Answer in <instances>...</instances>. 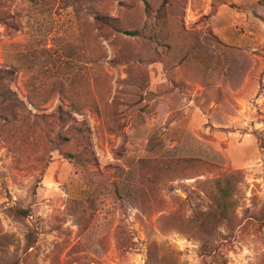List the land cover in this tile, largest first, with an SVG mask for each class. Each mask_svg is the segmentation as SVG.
Wrapping results in <instances>:
<instances>
[{
  "label": "rangeland",
  "instance_id": "obj_1",
  "mask_svg": "<svg viewBox=\"0 0 264 264\" xmlns=\"http://www.w3.org/2000/svg\"><path fill=\"white\" fill-rule=\"evenodd\" d=\"M0 264H264V0H0Z\"/></svg>",
  "mask_w": 264,
  "mask_h": 264
},
{
  "label": "trees",
  "instance_id": "obj_2",
  "mask_svg": "<svg viewBox=\"0 0 264 264\" xmlns=\"http://www.w3.org/2000/svg\"><path fill=\"white\" fill-rule=\"evenodd\" d=\"M104 24V23H103ZM114 26V28H115V31L118 33V34H123V35H136L137 33L136 32H134V33H132V32H129V31H125V30H122V29H120L119 27H117L116 25H113ZM19 104H22V103H20L19 102ZM71 129V128H70ZM80 129V128H79ZM86 132L87 131H85V130H83V129H80L79 130V132L77 133V136L78 137H80L81 139H87V137L85 136V134H86ZM64 136V137H63ZM60 137H62V138H65L64 140H71L72 138H71V136H65V135H63V134H59L58 135V138H60ZM89 154H90V152H89ZM82 157V154L80 153V154H78V155H72V158L76 161V162H78L79 163V160H80V158ZM28 210H22V209H17L16 210V213L18 214V215H22V216H26V215H28Z\"/></svg>",
  "mask_w": 264,
  "mask_h": 264
}]
</instances>
